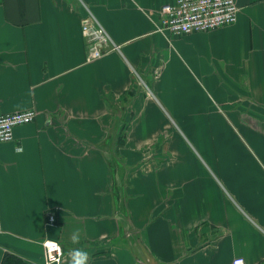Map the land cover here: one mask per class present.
I'll return each mask as SVG.
<instances>
[{
	"label": "crops",
	"instance_id": "crops-1",
	"mask_svg": "<svg viewBox=\"0 0 264 264\" xmlns=\"http://www.w3.org/2000/svg\"><path fill=\"white\" fill-rule=\"evenodd\" d=\"M175 0H0V264H264V0L173 36ZM92 14L116 46L90 59ZM56 216L48 225V213ZM79 229L81 242L71 243Z\"/></svg>",
	"mask_w": 264,
	"mask_h": 264
},
{
	"label": "built area",
	"instance_id": "built-area-1",
	"mask_svg": "<svg viewBox=\"0 0 264 264\" xmlns=\"http://www.w3.org/2000/svg\"><path fill=\"white\" fill-rule=\"evenodd\" d=\"M238 16L237 0H175L162 7L158 30L173 36H186L232 26L238 21ZM82 31L90 45L91 60L100 59L116 47L107 31L92 14L82 20ZM37 116L38 112L33 109L14 114H5L0 109V143L12 142L15 128L31 124ZM47 218L48 225L55 226L56 216L49 212ZM49 241L60 245L62 255L55 251L49 254L52 247ZM44 249L45 264H60L64 260V249L59 241L46 240ZM231 264L247 262L239 257Z\"/></svg>",
	"mask_w": 264,
	"mask_h": 264
},
{
	"label": "clouds",
	"instance_id": "clouds-1",
	"mask_svg": "<svg viewBox=\"0 0 264 264\" xmlns=\"http://www.w3.org/2000/svg\"><path fill=\"white\" fill-rule=\"evenodd\" d=\"M71 243L73 245H79L81 242L80 230L76 229L71 234ZM52 247L49 249V254L52 251L57 252L62 255V249L58 243L49 241L48 242ZM69 264H89L90 256L87 250L81 247H75L69 252Z\"/></svg>",
	"mask_w": 264,
	"mask_h": 264
},
{
	"label": "trees",
	"instance_id": "trees-1",
	"mask_svg": "<svg viewBox=\"0 0 264 264\" xmlns=\"http://www.w3.org/2000/svg\"><path fill=\"white\" fill-rule=\"evenodd\" d=\"M1 264H29L19 258L18 256L11 254V253H6L3 257V260Z\"/></svg>",
	"mask_w": 264,
	"mask_h": 264
}]
</instances>
